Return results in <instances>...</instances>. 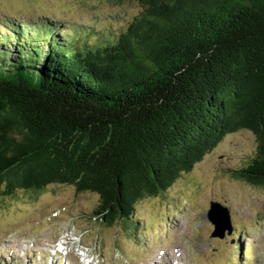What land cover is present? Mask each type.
<instances>
[{"label":"trees","instance_id":"1","mask_svg":"<svg viewBox=\"0 0 264 264\" xmlns=\"http://www.w3.org/2000/svg\"><path fill=\"white\" fill-rule=\"evenodd\" d=\"M107 1L140 10L105 44L0 39V198L70 186L128 228L240 130L256 148L230 174L264 192V0Z\"/></svg>","mask_w":264,"mask_h":264},{"label":"rangeland","instance_id":"2","mask_svg":"<svg viewBox=\"0 0 264 264\" xmlns=\"http://www.w3.org/2000/svg\"><path fill=\"white\" fill-rule=\"evenodd\" d=\"M52 10L58 20L70 25L81 20L97 26L99 32L91 27L71 26L75 40L82 42L92 37L105 44L103 40H112L122 31L140 6L131 1L115 4L107 0H0V21H6L8 16L13 20L34 19L38 12L36 18L40 17L42 24L54 18ZM4 34L0 29V35ZM255 148V138L249 131L226 136L162 194L138 202L132 219L137 225L129 224L128 228L119 223L102 225L92 213L97 196L75 194L70 186L50 185L36 196L17 191L12 197L0 198V262L65 264L64 256L52 257L44 252L47 244L68 237L69 249L78 250L69 251L67 264H80L86 259L84 254L95 264H147L149 260L155 263L148 264H165L157 250L172 253V248L181 253L177 258L181 264L192 259L197 260L192 264H232L236 261V242L231 238L238 235V242L246 249L252 246L256 254L247 262L238 256L239 264H264V192L230 174L253 156ZM210 201L220 202L235 213L234 230L223 240L209 237L212 226L205 210ZM165 224H170L168 230L163 229ZM169 229L177 238L175 241ZM173 241L170 248L156 245L169 246Z\"/></svg>","mask_w":264,"mask_h":264},{"label":"water","instance_id":"3","mask_svg":"<svg viewBox=\"0 0 264 264\" xmlns=\"http://www.w3.org/2000/svg\"><path fill=\"white\" fill-rule=\"evenodd\" d=\"M213 210H214V213H213ZM218 210H220L219 206L213 205V208H212V211L210 214V218L219 227V229L223 232L224 229L229 228V223H228V219L226 218V216H219L217 213H215Z\"/></svg>","mask_w":264,"mask_h":264}]
</instances>
